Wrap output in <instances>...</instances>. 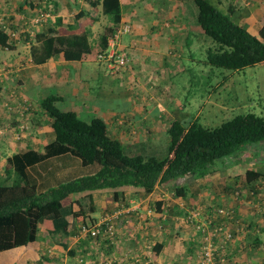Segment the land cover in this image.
I'll return each instance as SVG.
<instances>
[{
  "label": "crops",
  "instance_id": "crops-1",
  "mask_svg": "<svg viewBox=\"0 0 264 264\" xmlns=\"http://www.w3.org/2000/svg\"><path fill=\"white\" fill-rule=\"evenodd\" d=\"M54 1L56 13L47 19V24L37 28L38 33L53 27L56 20L61 19L63 25L58 26V32L67 37L72 33H86L93 43L97 31L105 30L103 36L107 34L110 42L114 26L112 22L103 20L109 16L103 14L101 5L92 7V0H70V6L69 0ZM211 1L228 14L233 22L246 27L252 35L260 38V31L264 27V6L261 0ZM41 2L42 0H0V22L9 30L11 25H20L25 20L23 27L39 12L40 7L37 5ZM164 3L168 5L162 7ZM176 3L174 0H121L122 20L119 28L124 24L131 25V32L120 38L118 46L119 49L128 51L130 61L128 67L123 72L120 71L123 73V80L118 79L108 66L99 62L94 53L84 55L80 60H68L65 53L61 52L45 63L36 65L30 62L31 49L39 44L17 42L14 50L0 48V66L10 74L6 78L7 89L17 90L34 105L39 98L57 96L62 100L57 102V107L61 105L63 112H74L88 123L95 118L103 119L109 136L128 149L140 143L152 144L158 140L161 130L167 129L168 124L174 120L193 121L207 111V103L197 113L188 104L189 101L186 102L187 107L181 106L179 98L185 94L200 98L212 95L208 90L209 83L218 81L217 72L214 75L215 69L206 64L209 47L206 36L194 19L189 17L188 11L180 9ZM95 14L101 18H92ZM68 27L74 29L72 33H69ZM31 28L27 27L26 31L29 32ZM31 32L35 37L36 32ZM202 48L205 49V56L200 59L194 53ZM19 49H24L23 54L19 52L21 56L17 54ZM9 53L18 59L12 58ZM243 71H233L232 74L228 72L225 76L234 80L233 76H238ZM228 77L222 76V79ZM120 81L117 88L115 84ZM221 82L216 88H221ZM99 86L104 92L103 97L110 95L112 89L114 96H117L114 91L120 90L118 95L125 98L126 108L116 109L95 103L96 89ZM189 90L192 92L186 93ZM193 113H196L195 117ZM39 122L41 124L33 126V134L21 142H8V139L0 141V183L11 185L17 179V174L8 163L9 159L20 151L29 149L43 156L39 163L29 169L31 173L32 168H37L39 173L45 174L41 165L50 164L57 169L58 174L70 177L79 174L80 163L75 159H71L72 163L66 165L62 159L68 155L62 157L49 153V145L55 142L54 130L51 122ZM259 157H264V143L250 146L243 155L232 159H239L242 164L245 161L252 163L246 166L245 173L251 170L264 174V166L259 162ZM232 165L233 162L224 172L225 180L215 173L199 180L203 185L201 193L204 188L206 190L205 198L201 197L209 202L206 204L208 206H215L211 203L216 201V206L224 204L232 207L235 212L236 221L231 225L235 240L230 246L234 264H264V187H259L256 191L250 190L249 194L244 190V199H232L233 195L229 193L228 187L233 186L237 171ZM6 170L9 174L5 175ZM214 178H218L217 186L210 189ZM261 180L264 178L255 184L258 185ZM163 186L166 184L157 186L149 195L143 188L133 186L71 193L61 201L63 206L73 205L74 210L78 211V202L81 203L85 197L90 196L94 212H90L88 205H85V219L68 217L70 226L66 235H53V223L50 220L44 221L38 227L37 241L27 246L0 251V264H199L198 237H193L191 232L182 228L177 233L171 228H166V231L163 228L161 231L157 229L160 222H142L137 218L136 212L129 211L133 203L141 202L140 204H144L142 214L154 201L162 202L163 210L168 199ZM193 198L189 199V203L197 202ZM114 216L116 219L112 222L117 228L115 240L89 238L85 234L83 228ZM136 219L140 221L139 224ZM157 246L158 253L155 252ZM194 253L196 258L192 259L193 256L190 255Z\"/></svg>",
  "mask_w": 264,
  "mask_h": 264
},
{
  "label": "trees",
  "instance_id": "trees-1",
  "mask_svg": "<svg viewBox=\"0 0 264 264\" xmlns=\"http://www.w3.org/2000/svg\"><path fill=\"white\" fill-rule=\"evenodd\" d=\"M174 1L183 3L188 15L189 12L196 13L195 18L193 14L191 17L206 38L214 43L215 47L207 50L206 64L215 69L214 75L218 72L221 76L219 83L222 81L223 86L226 87L230 80L223 75V70L232 74L233 71H243L264 63V27L258 38L246 27L233 22L211 0ZM91 5L94 8L101 5L103 14L111 17L117 25L120 23L121 0H92ZM44 12L32 16L23 27L25 20L20 25H11L9 30L0 22V47L14 50L17 42H31V45L38 43L31 49L30 62L36 65L45 63L61 52L65 53L68 60H80L84 55L94 53L95 47L89 34L76 35L72 33L74 29L71 27L68 29L72 34L68 37L58 32V26L63 25L61 19H57L53 27L38 33L37 27L47 24L49 17L39 23L33 22V19ZM29 26L32 28L28 32L26 28ZM31 31L36 32L35 37ZM108 47L109 38L105 34L101 37L96 52L98 60ZM8 75L10 74H4L0 78V91H3L0 102L9 100L10 103L18 104L26 98L15 89H7ZM222 76L228 78L222 79ZM29 102L28 110L21 108L11 114L14 117L10 119L12 126H18L16 117L19 111L33 114L35 119V112H30L35 111L33 103L28 101V104ZM57 102H62L61 98L53 95L38 100L39 107L43 115L49 118L55 134V142L49 145V153L62 157L72 156L73 158L67 156L62 160L66 165L72 163L71 159L79 162V174L73 177L58 174L57 169L50 164L41 165L45 174L39 173L37 168H32L31 173L29 169L39 163L43 156L30 149L12 156L8 163L18 177L11 185L0 183V251L27 246L37 241L38 227L46 220L53 223V235H66L70 226L68 217L85 219V205H88L90 212H94L90 196L85 197L83 202H78V211L74 210L73 205L63 206L61 201L71 193L133 186L143 188L149 195L157 186L187 176L201 180L224 171L231 164V158L243 154L250 146L264 143V118L247 113L238 114L215 128L202 124L199 119L185 122L174 120L167 129L169 143L166 151L153 149L152 145L143 143L133 145L129 150L120 141L109 136L103 119L95 118L88 123L74 112H63L57 107ZM25 115L21 120L26 119ZM262 178L264 174L248 170L244 178L247 184L245 191L259 189L260 186L255 183ZM238 186L234 187V190L237 188L234 192L240 190L244 193L241 184ZM185 190L176 189L179 196H185ZM161 205L162 202H158L159 211ZM182 211L184 216L185 209ZM155 250L158 253V246Z\"/></svg>",
  "mask_w": 264,
  "mask_h": 264
},
{
  "label": "rangeland",
  "instance_id": "rangeland-1",
  "mask_svg": "<svg viewBox=\"0 0 264 264\" xmlns=\"http://www.w3.org/2000/svg\"><path fill=\"white\" fill-rule=\"evenodd\" d=\"M165 1H167V0H165ZM53 2H55V1L54 0H42V2L37 5V7H40V8H38V11L44 12L45 6H46V12H44V13H48L50 15L56 13V9H55ZM176 2H177L176 3L177 7H179L180 9L183 8V9L187 10V7L183 3L178 2V1H176ZM68 4L70 6V0H69ZM167 5H168V3L167 4L164 3V4H162V7L167 6ZM192 14L195 15L196 13L189 12V17H191ZM81 15L82 16L84 15L82 11H81ZM97 17H98V14H95L92 16V18H94V19H96ZM195 17H196V15L194 16V18ZM100 18L101 17H98L97 20H99ZM103 20H105L107 23L112 22L113 26H114V29L111 30V33L112 32H114V33H113L110 41H112L114 39L115 34H117L119 30H122L125 26H127V24H124L123 26H121L119 28L121 21L117 25L116 23H114V20L111 17L104 18ZM40 27L41 26H38L37 28H40ZM104 32H105V30H103V31L98 30L97 35L93 38L92 44L95 48L96 47L98 48V45H100L101 36H103ZM129 33H124L123 35H121V38L124 35L129 34ZM207 43L209 46L208 49L215 47L214 43L208 39H207ZM97 48L93 51L95 58L97 55V53H96ZM2 49H4V48H2ZM204 51H205V49L202 48L200 51L197 50L194 54L198 58L201 59L205 56ZM19 52H21L23 54L24 49H19L17 54ZM126 52L128 53L127 50H126ZM21 53H19L20 56L22 55ZM9 54L11 55L12 58L15 57V56H12L11 53H9ZM15 58L18 59V57H15ZM98 61L107 66V64L105 62H102L100 60H98ZM129 62L130 61H129V56H128V60L125 64V66L121 70L122 72L124 71V69H126L128 67ZM222 70L223 69H221L220 72H222ZM122 72H118L115 74L116 76H118V79L120 78V80H123V77H122L123 73ZM223 72H225L223 75H226L229 71L223 70ZM183 77L186 78V75H184ZM220 77L221 76H219L218 72H217L216 78L218 79V81L213 80V83L208 86V90L212 93V95L209 94L206 97L200 98V97H194L191 95L187 96L185 94L184 96H182V98H179V100L181 101V106L184 105L185 107H187L188 104H191L192 108L195 109L196 112L198 113L200 111V109H203L201 107H203L204 103H207V106H208L207 111L205 113L203 112L199 116L198 119L200 120V122L202 124H204L208 127H211V128H215V127L221 125L223 122L232 119L234 116H236L238 114L254 113V114L264 118V63L259 64L255 67L247 68L243 72H241L238 76H235L234 80L233 79L229 80L228 83L226 84L228 90L223 85L221 86L220 89L216 88L217 85L219 84V80L221 79ZM182 82H184V80H182ZM208 82H210V80H208ZM120 83H121V81L117 82L115 84V86L118 88ZM210 86H212V87H210ZM112 88H113V86H112ZM113 90L114 89H112V93L110 95H104V97H103L104 92L102 90H100V86H99L96 89L97 95H96V99L94 100L95 103H98L99 106H106V107L109 106V107L116 108V109L126 108L127 104H126L125 98H123L122 95H118L120 90L118 91V89H116L114 91L117 93V96H114ZM121 92L124 93V91L122 89H121ZM191 92H192L191 90L186 91V93H191ZM25 98L28 99L27 97H25ZM187 101H189L188 104H186ZM32 106H33V110L35 109V111H30V112H35V114H34L35 119H33V114L32 115H29V114L25 115V117L27 118V121L30 122V126H31L30 134H33V132H32L33 126H37L38 124H41L39 121H41L42 123L46 121V123L50 124L49 118L46 117L45 115H43L42 109H40L39 104L38 103H36V105L32 104ZM59 106L61 109V105H59ZM179 107H180V105L177 107L178 110H179ZM211 110H213V111L211 112ZM14 112H16V108H14L12 111H10L6 107L3 106L2 101L0 102V127L7 126L8 124L11 123L10 119L14 118L11 116V114ZM195 116H196V113H193V117H195ZM32 124H33V126H32ZM169 126H170V124H168L167 129ZM167 129L161 130V132L159 134L160 136L158 137V140L153 142L152 144H150V145H152L151 147H153V149H161L162 152L166 151L165 148L167 147V145L169 143V137L167 136ZM9 131H11V133H13L14 130L13 131L9 130ZM3 139H5V138H3ZM3 139L0 138V141H4ZM24 139H26V138H24ZM23 140H21V141H23ZM21 141H19V142H21ZM8 142H14V141L9 137ZM162 152H159V153H162ZM243 154H241V155H243ZM236 157H238V156H236ZM259 159H260L259 162L262 163L261 165L264 166V157H259ZM231 161L233 162L232 166H235L234 168H236L237 171H236V176L234 178L235 182H234L233 186L228 187V190H230L229 193L231 195H233L232 199L241 200V199H244V193H241L240 190H239L240 192L239 191L234 192L237 189L236 188L234 190V187L241 184V187H243L242 191H244L247 188V186H246L247 184L245 183V179H244L245 170H246V166H250L252 163L245 161L243 164H246V163H248V164L243 166L242 162L239 159L233 160L231 158ZM6 171L7 172L5 173V175L9 174V171L8 170H6ZM226 171H227V167H225L224 171L216 172L215 174L216 175L218 174V176H220L221 179L223 180L224 177L226 176L224 173ZM214 179L215 180H213L211 182L210 189L211 188L214 189L217 186L218 181L216 179H218V178H214ZM200 183L201 182L199 180H196L192 176H187L185 178L167 183L166 186H163L164 192L167 194V197H168L167 201H165L166 202L165 208L163 209L165 211V213H162L163 212L162 206L160 207L161 211H159L158 201L151 202L149 205L153 209L156 210L157 216L148 218L146 223H148V224L151 222L156 223V221H158L161 224L160 223L158 224L157 229L159 228V230H161V231L163 228L165 229V231H166V228L167 229L171 228L172 230L174 229L175 233H177L183 229V230H187V231L191 232L192 236L196 237L192 226H188V225L184 224L182 221L183 218H181V217H183L182 216L183 211L181 209L182 207L180 204L188 206V208L186 210L190 211V209H192V207L202 206V205H206L209 203V202L203 200L201 197V195L204 197V193L206 192V190L204 188V190L201 193V189L203 188V185ZM221 185L225 186V184H221ZM258 185H260V188L264 187V180H261L260 182H258ZM177 188H185L186 189L185 193H184L185 196H179L177 191H176ZM245 193L249 194L251 192L249 190H246ZM211 196L212 195L209 196V199H211ZM191 197H194L193 199L196 200L197 202L192 201L191 203H189V199ZM213 202L214 203H211V204L215 205L213 207H223L224 206V204L216 206V201H213ZM135 204H138V203H133V206ZM179 207H181V208H179ZM176 218H181V219H180V221H177ZM139 223H140V221L137 222V224H139ZM88 237L90 238L91 236L89 235ZM89 238H87V239L90 240ZM190 256H193L192 259L196 258L195 253L193 255H190Z\"/></svg>",
  "mask_w": 264,
  "mask_h": 264
},
{
  "label": "built area",
  "instance_id": "built-area-1",
  "mask_svg": "<svg viewBox=\"0 0 264 264\" xmlns=\"http://www.w3.org/2000/svg\"><path fill=\"white\" fill-rule=\"evenodd\" d=\"M262 5L264 6V0ZM43 12V11H42ZM48 14L44 13L33 19V22L39 23L42 19H47ZM131 31V26L127 25L122 30H119L115 34L114 39L109 42V47L106 52L99 56V60L105 62L112 73H117L119 70L125 66L128 60V53L126 50L118 49L120 45L121 35L124 33H129ZM7 74L6 70L0 66V78ZM3 96V91H0V98ZM5 98V97H4ZM28 99H22L18 104H13L8 100L2 101L4 107L12 111L16 108V111L23 108L28 110L30 102L28 104ZM28 104V106H27ZM25 111H19L17 115L18 126H12L8 124L7 126L0 127V138H5L3 140L9 139V137L14 142H19L30 135L31 126L27 118L21 120ZM9 130H14L13 133ZM141 203V202H140ZM135 204L129 211L136 212L137 218L145 222L148 218L157 216V212L151 206H147L145 210L142 208L144 204ZM182 210L185 209V215L181 218L183 223L192 226L196 237H198L199 247H200V261L199 264H234L233 256L230 252V246L235 240L234 230L231 227L232 222L236 221L235 212L232 207H212V206H195L187 211V206L180 204ZM187 207V208H186ZM187 211V212H186ZM181 218H176L180 221ZM116 219L114 216L111 219L102 220L99 223L85 227L84 232L87 236L92 238H110L115 240L117 228L116 224L112 221Z\"/></svg>",
  "mask_w": 264,
  "mask_h": 264
},
{
  "label": "clouds",
  "instance_id": "clouds-1",
  "mask_svg": "<svg viewBox=\"0 0 264 264\" xmlns=\"http://www.w3.org/2000/svg\"><path fill=\"white\" fill-rule=\"evenodd\" d=\"M262 2V1H261ZM48 14V13H47ZM51 15L50 14H48V17H50ZM131 26V25H130Z\"/></svg>",
  "mask_w": 264,
  "mask_h": 264
}]
</instances>
